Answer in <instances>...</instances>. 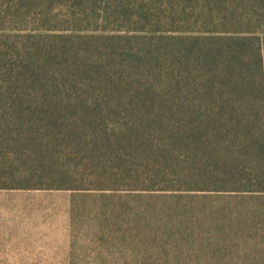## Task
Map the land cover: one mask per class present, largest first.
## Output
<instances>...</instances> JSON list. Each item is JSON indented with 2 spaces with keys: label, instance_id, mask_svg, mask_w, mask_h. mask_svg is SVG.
<instances>
[{
  "label": "rangeland",
  "instance_id": "374dc122",
  "mask_svg": "<svg viewBox=\"0 0 264 264\" xmlns=\"http://www.w3.org/2000/svg\"><path fill=\"white\" fill-rule=\"evenodd\" d=\"M223 32L264 42V0H0V264H264V97L241 142L200 73Z\"/></svg>",
  "mask_w": 264,
  "mask_h": 264
},
{
  "label": "trees",
  "instance_id": "16d2710c",
  "mask_svg": "<svg viewBox=\"0 0 264 264\" xmlns=\"http://www.w3.org/2000/svg\"><path fill=\"white\" fill-rule=\"evenodd\" d=\"M223 33H234L235 35L200 36V69H202L200 73L208 77L210 91L207 95L214 99L216 109L212 113L220 118V124L218 122L216 128L218 131H228L233 138L242 142L248 136L245 133L253 131L250 128L249 117L254 100L247 101V99L249 97L255 99L256 94L264 97V42L256 36H236L240 32ZM112 37L115 38V36ZM250 46L257 54V69L251 72L246 65V49ZM249 78H253L251 83H247ZM258 89L261 93L257 91ZM209 109L210 107L204 106V103L200 104L202 115L207 116L210 113ZM259 115L257 113V116ZM212 121L215 122V119ZM12 131V129L2 127L0 141L6 143V137ZM29 132L32 134L31 131ZM21 135L19 134L18 137ZM241 144L245 145V143ZM235 158L237 161L240 159L238 156Z\"/></svg>",
  "mask_w": 264,
  "mask_h": 264
}]
</instances>
